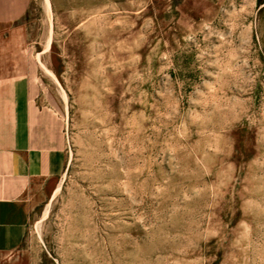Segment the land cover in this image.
<instances>
[{
    "label": "rangeland",
    "instance_id": "374dc122",
    "mask_svg": "<svg viewBox=\"0 0 264 264\" xmlns=\"http://www.w3.org/2000/svg\"><path fill=\"white\" fill-rule=\"evenodd\" d=\"M51 7L64 167L1 208L0 264H264V0Z\"/></svg>",
    "mask_w": 264,
    "mask_h": 264
},
{
    "label": "crops",
    "instance_id": "0c3cea01",
    "mask_svg": "<svg viewBox=\"0 0 264 264\" xmlns=\"http://www.w3.org/2000/svg\"><path fill=\"white\" fill-rule=\"evenodd\" d=\"M34 5L48 14L46 0H0V211L64 167V122L44 101L46 80L24 21ZM17 227L0 217L6 233Z\"/></svg>",
    "mask_w": 264,
    "mask_h": 264
},
{
    "label": "bare ground",
    "instance_id": "6f19581e",
    "mask_svg": "<svg viewBox=\"0 0 264 264\" xmlns=\"http://www.w3.org/2000/svg\"><path fill=\"white\" fill-rule=\"evenodd\" d=\"M47 1V11H48V14L50 16L51 14V9H50V4H49V0H46Z\"/></svg>",
    "mask_w": 264,
    "mask_h": 264
}]
</instances>
